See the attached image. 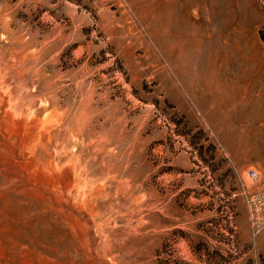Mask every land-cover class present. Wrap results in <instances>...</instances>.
<instances>
[{"label": "rangeland", "instance_id": "1", "mask_svg": "<svg viewBox=\"0 0 264 264\" xmlns=\"http://www.w3.org/2000/svg\"><path fill=\"white\" fill-rule=\"evenodd\" d=\"M263 193L264 0H0V264H264Z\"/></svg>", "mask_w": 264, "mask_h": 264}, {"label": "built area", "instance_id": "2", "mask_svg": "<svg viewBox=\"0 0 264 264\" xmlns=\"http://www.w3.org/2000/svg\"><path fill=\"white\" fill-rule=\"evenodd\" d=\"M247 176H248V178L251 181H256L257 178H258V174L253 169H249L247 171ZM261 200L263 201V211H262V214H261V218L264 219V193L261 195ZM251 218H253V214L252 213H251Z\"/></svg>", "mask_w": 264, "mask_h": 264}]
</instances>
